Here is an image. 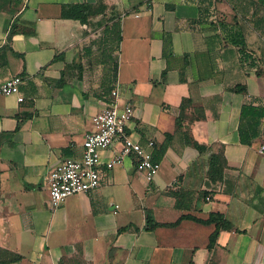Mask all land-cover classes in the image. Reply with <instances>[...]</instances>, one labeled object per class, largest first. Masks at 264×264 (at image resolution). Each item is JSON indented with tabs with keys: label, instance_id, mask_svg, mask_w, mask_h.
<instances>
[{
	"label": "crops",
	"instance_id": "crops-1",
	"mask_svg": "<svg viewBox=\"0 0 264 264\" xmlns=\"http://www.w3.org/2000/svg\"><path fill=\"white\" fill-rule=\"evenodd\" d=\"M98 1L84 24L60 16ZM15 76L22 102L0 96V264H264V0H0V82ZM111 91L133 110L130 140L165 145L156 175L131 156L107 171L115 145L98 187L49 212L46 174L80 158ZM210 215L229 226L212 247L215 225L191 220Z\"/></svg>",
	"mask_w": 264,
	"mask_h": 264
},
{
	"label": "built area",
	"instance_id": "built-area-1",
	"mask_svg": "<svg viewBox=\"0 0 264 264\" xmlns=\"http://www.w3.org/2000/svg\"><path fill=\"white\" fill-rule=\"evenodd\" d=\"M20 84L21 78L17 76L0 82V96H14L16 102L21 103L23 99L18 94ZM132 113L130 105L117 104L116 92L111 91L108 103L90 120L91 129L83 137L80 158H64L46 174V208L49 212L54 211L65 198L84 194L98 187L99 168L102 164L100 153L115 145L119 146L118 151L103 165L107 171L120 164L124 157L131 156L135 171L143 175L146 181L152 180L158 171V163L151 160L153 143L140 145L131 141L125 133ZM256 153L264 158V138L258 144Z\"/></svg>",
	"mask_w": 264,
	"mask_h": 264
},
{
	"label": "trees",
	"instance_id": "trees-1",
	"mask_svg": "<svg viewBox=\"0 0 264 264\" xmlns=\"http://www.w3.org/2000/svg\"><path fill=\"white\" fill-rule=\"evenodd\" d=\"M105 10V7L98 1L95 5L91 6V5H87V4H81V5H73V6H69L66 9H62L60 16L63 19H68V20H72V21H77L80 24H84L86 23L87 19L92 17V16H96L99 15L101 13H103ZM241 91V90H239ZM187 102H182L180 107L183 108V106L186 104ZM176 127L178 126V122L176 121ZM251 138L250 137H243L242 135L240 136V143L244 144V145H248L250 142ZM190 144L198 153H204L205 152V148L198 146L195 143H188ZM154 149V146L152 148V150ZM165 150V145L160 146L154 153L153 151L151 152V160L153 163H158L163 152ZM223 160L221 158V155H210L209 159H208V178L209 180H213L215 178H218L221 168H223ZM182 219H189L186 216H182L176 223L169 225V227H173L175 226L180 220ZM197 223L200 224H214L215 228L214 231L209 235L208 237V247H212L215 241V238L217 236V233L219 230H226L229 229V226L222 220V218L220 216L217 215H210L207 220L205 221H198V220H194L191 219ZM154 227H156L155 224H152L150 217L148 216V214H146L145 216V228L146 230H152ZM125 229H119V232L124 231ZM18 258H12V259H8L7 262H14L16 261Z\"/></svg>",
	"mask_w": 264,
	"mask_h": 264
}]
</instances>
